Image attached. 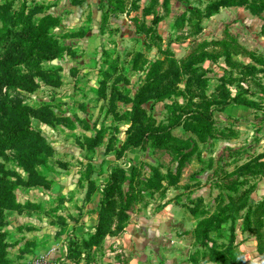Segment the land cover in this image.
Listing matches in <instances>:
<instances>
[{
    "label": "rangeland",
    "instance_id": "obj_1",
    "mask_svg": "<svg viewBox=\"0 0 264 264\" xmlns=\"http://www.w3.org/2000/svg\"><path fill=\"white\" fill-rule=\"evenodd\" d=\"M101 1L28 0L31 6L49 5L46 13L58 20V25L52 26L49 33L63 48V52L58 58L46 59L41 65L43 68L58 69L53 72L56 78L53 81H59V86L35 83L37 87L30 91L27 90V84H22L15 92H10L8 98L16 97L19 100L18 106L23 110L46 106L59 118L66 117L70 121L52 125L36 119L29 122V129L38 130L54 150L46 165L37 167V171L49 180L47 188L29 189L24 184L27 181V171L19 162L22 158L19 154L27 149L0 152V180L12 183V197H15L17 203L23 205L27 203V199L38 200L36 197L56 199L53 202L45 201L42 205L37 203L38 201L34 203L28 200L31 206L27 213H6L8 225L4 231L8 233L6 241L10 245L22 243V246L27 239L15 234H22L27 231V227H31L27 226V223L16 221V215L28 214L36 225V221H39L41 228L48 231L47 237L43 238L50 247L47 250L35 241L33 248L38 249L37 253L20 254L18 258L20 246L9 248L14 264H29L32 259L41 255L63 259L65 264H74L67 258V244L79 235L75 231L76 225L82 223L84 226L93 221V207L97 203L94 198L93 202L86 201L87 204L84 205L87 183L84 182L82 186L78 183L89 162L95 164L94 169L98 170L91 175V179L100 178L99 183H103L106 177V174L98 176L101 168L105 173H109L112 167L121 166L129 175L134 168L141 177L147 174L152 166H158L162 173L173 167L174 144L156 148L146 141L143 149H127L122 153L120 160L115 157L125 142V132L139 125L135 112L132 117L127 115L132 106L128 102L134 100L135 93H138L147 75L153 70L161 73L165 68L168 69L169 65L170 69L173 67L175 72L170 75L169 80L174 81V86H169L168 90L158 89L161 92L159 98H149L142 104L143 115L147 119L145 126L148 127L182 121L191 110H211L213 107L210 102L215 101L222 90H226L231 97L245 90L242 84H247L248 79L254 76L249 73V66L257 70L264 69V55L256 48L247 50L240 44L237 37L239 40L244 37L236 27H232L236 16L242 17L245 11L252 12L249 7L264 8V0H232L235 5H219L217 11L214 8L207 11L206 8L214 6L218 0H159L158 7L152 12L149 11V14L144 12L151 7L153 1L140 0L138 10L129 6L127 13L110 16L104 26L100 25ZM25 3L27 5V0H0V9L10 5L11 13L17 11L24 14L27 13ZM221 9L224 11L221 12ZM233 10L237 13H232ZM251 15L256 17L257 23L264 22V11ZM135 20L139 27L136 26ZM241 28L244 30L245 26ZM139 29L143 32L142 35L138 34ZM255 36L257 46H262L264 41L261 43L260 37H264V24L257 29ZM146 37L150 38L145 40ZM229 38L238 48L249 52L250 56H236L238 58H233L230 62L224 56H219V43ZM6 52L7 50H4L0 54V60L4 59ZM204 53L209 56L202 57ZM18 59L23 75L28 65L41 61L40 57L27 59L23 54H20ZM252 88L254 92L243 94V98L263 100L264 93L261 90L264 85L254 82ZM0 93L7 94V89L0 87ZM168 94L171 95L167 96ZM255 107L257 106L251 108ZM261 108L263 107L259 106L258 109ZM219 113H212L217 133L208 138L205 144H198L202 157L197 159L194 155L186 161L179 186L169 190L164 196L155 195L152 199L138 198L144 196L136 192L134 187L129 189L125 186L130 197L127 209L129 232L107 236L101 244V249L97 252L91 251L89 256L84 254L80 264H192L189 260L197 248L193 242L192 231L189 230L192 225L189 220L192 217L184 207L190 200L200 196L208 208H213V199L220 193L237 197L246 191H252L249 206L253 208L257 202L264 199V181H259L258 178H244L247 183L241 185L236 192L232 190L234 178L231 173L245 163L242 161L261 154H250L256 148L259 137L256 134L250 135L247 129L249 124L245 123L241 130L244 136L233 142L227 137L233 131L228 127L222 130L221 127L224 126L215 118ZM119 116L126 119L117 120ZM98 129L105 131L103 144L91 154L93 158L89 159V154L83 150L81 137L93 135ZM178 129L181 128L176 130ZM224 129L230 133H226ZM220 131H224L225 137L220 135ZM109 138L115 147V154L113 151L105 153ZM210 153L213 154L212 157ZM61 164L67 168H62ZM238 164L240 165L237 166ZM230 169L233 171L229 172ZM44 204L46 210L43 209ZM34 205H41L42 208L37 207L34 211ZM83 206L85 207L82 211ZM173 215L177 222L172 226L171 221H167L168 217ZM135 220L141 225L131 231V225L137 224ZM192 220L196 222V219ZM63 224L64 232L60 233ZM36 227L32 226V230ZM211 238L218 248L223 249L229 242L228 226L226 225L219 235L212 234ZM232 243L231 245L241 251L244 259L251 264H264V257L257 252V242L251 233H241L239 230ZM198 253L200 256L197 264L211 262L205 248L201 247Z\"/></svg>",
    "mask_w": 264,
    "mask_h": 264
},
{
    "label": "trees",
    "instance_id": "obj_2",
    "mask_svg": "<svg viewBox=\"0 0 264 264\" xmlns=\"http://www.w3.org/2000/svg\"><path fill=\"white\" fill-rule=\"evenodd\" d=\"M139 1L102 0L99 7V11L101 12L100 25L104 26L112 15L127 13L129 6L133 7L134 10H138ZM152 1L151 7L144 14H149V11L152 12L155 7H158L159 0ZM235 4L232 0H218L214 6L207 7L206 10L214 8L217 11L220 6L225 7ZM26 6L27 13L24 14L17 13V11L11 13L10 5H6L0 9V54L4 50H7L4 59L0 60V87L7 89V94L1 95L0 93V152L11 149H27L19 154L22 156L19 162L25 166V170L27 171V181L24 184L29 189L47 188L49 180L47 176L37 171V167L45 166L47 160L53 156L54 150L40 135L38 130L29 129V122L31 119H36L44 124L52 125L70 120L66 117L59 118L46 106H40L35 110L29 108L23 110L18 106L19 100L16 97L9 98L10 92H15L22 84H27V90L30 91H34L37 87L35 83L59 86V81H53L56 80L53 72L58 69L54 67L43 68L41 62H44L46 59L58 58L62 54L63 48L57 44L54 36L49 33L52 26L58 25L57 18L46 13L50 6L44 4L31 6L28 4V0ZM249 8H252L251 13L256 15L264 11V8L258 6ZM135 23L137 26V20H135ZM17 27L19 29H16ZM138 34L142 35L143 32L139 29ZM149 38L146 37L145 40ZM220 44L221 53H219V56H224L229 62L236 56H250L249 52L240 47L238 48L231 38ZM25 48L26 50L24 51ZM20 54H23L27 59L40 57L41 61L40 63L36 61L32 65H28L27 71L23 75L19 68L20 62L18 58ZM201 56L207 57L209 55L204 53ZM171 69L169 65L168 69L165 68L161 73L158 71L159 74L153 70L152 73L147 75L140 90L138 93H135L134 100L128 102L132 106L131 112L127 115L132 117L135 112L139 125L125 132V142L122 143L120 151L116 154L115 147L112 146L111 138H109L105 146V153L109 154L113 151L116 160H120L124 151L135 148L143 149L146 141H149L151 146L156 148L167 146L166 144H174L172 145L173 167L162 173L158 166H152L149 168L148 173L141 177L139 172L136 173L134 168L131 170V175L121 166L112 167L109 173H105L101 168L99 169L98 176L102 177L106 174V181L104 180L103 183H99L100 178L97 180L91 179V175L98 172V170L94 169L95 164L89 162L83 175L79 177L78 183L81 186L84 182L87 183L84 201L90 202L94 198L97 199V221L94 233L85 234L87 237L77 235L68 242L67 258L72 263L80 264L81 257L84 254L89 256L91 251H99L101 244H103L107 236L113 233L120 234L127 226L129 223L127 209L130 204V197H128V190H125V186L129 189L134 187L136 192L149 199H152L155 195L164 196L169 189L176 188L186 161L194 155H197V158L200 159L198 144H205L208 138L217 133L212 113L223 112L227 106L243 97V94H248V90H241L235 97H231L224 87L221 86L225 91L222 90L220 96L215 101L210 102L213 107L211 110H191L184 117V120H180L181 123L176 120L174 124H159L154 127L145 126V120L147 119L143 115L144 109L142 104L149 98H159L158 95L161 92L158 89L168 90L169 86H174V81L169 80L170 75L175 72L173 67ZM258 71L260 70L249 66V73L253 74V77L256 76ZM261 91L264 93V88ZM170 95L168 94L167 96ZM109 98L111 99V95ZM252 105L250 106L254 107V104ZM116 119L123 120L126 118L119 116ZM131 120L133 121V118ZM178 127L181 128L178 129L181 132L176 130ZM228 132L230 133V131H226V133ZM177 133H181V135ZM224 134V131H220L222 137H225ZM236 136V133L233 131L227 137L232 139ZM104 137L105 131L102 129H98L93 135H83L81 137L83 150L89 154V159L93 158L91 154H94L95 150L103 144ZM263 158L264 154L257 155L237 167L231 173L234 178L232 182L233 191L236 192L241 185L247 183L246 180H243L244 178L250 179L253 177L255 179L258 178L259 181H264ZM62 168L67 167L62 165ZM11 184L9 181L0 180V264H14L10 257L9 248L18 245L16 243L10 245L6 241L8 235L4 231L8 225L6 213L10 211L18 213L26 212L31 206V203L28 201L23 205L16 202L15 197H12L13 185ZM101 187L102 189H100ZM251 192L246 191L237 197L220 193L213 199V208H208V205H206L200 196L193 198L189 204L184 206L197 220L196 226L192 231L193 242L197 248V251L189 260L192 264L198 263L197 260L200 256L198 252L201 247L208 251L209 261H211L209 264H251L244 259L241 251L233 247L234 245H231L239 230L241 233H251L255 237L257 242L256 250L264 257V199L257 202L251 208L249 206L251 205V197H249ZM94 195L95 197H92ZM61 200L64 201V199ZM37 207V205L32 206L34 211L38 208L40 209V206ZM242 211L245 212L241 213ZM226 225L228 226L229 242H227V246L220 249L212 240L211 235H219ZM64 227L63 224V229L59 230L60 233H62ZM34 246L35 242L33 240L25 241L18 248V258L20 254H28L29 249Z\"/></svg>",
    "mask_w": 264,
    "mask_h": 264
},
{
    "label": "crops",
    "instance_id": "obj_3",
    "mask_svg": "<svg viewBox=\"0 0 264 264\" xmlns=\"http://www.w3.org/2000/svg\"><path fill=\"white\" fill-rule=\"evenodd\" d=\"M232 9H234V8H232ZM226 10H228V9H226ZM237 10H239V9H237ZM220 11L222 12L224 10L221 9ZM232 13L236 14L237 11L233 10ZM256 20L257 19L254 15H251V13H248L247 11H245V13L243 14L242 17H238V16L235 17V21H233L232 27H236V30L238 32H240L244 37L243 40H241V39L239 40V37H237L235 35L238 38V41L240 44H242L247 50H253L256 48V49H258L259 52H261L264 55V43L262 44V46H257V40H256V36H255L257 33V29H260L262 27V25L264 24V22L260 21L257 23ZM243 26H245L244 30H243V28H241ZM231 32H235V31H231ZM260 41H261V43H262V41H264L263 36L260 37ZM234 58L236 59L238 57H234ZM256 75L257 76H255V77L249 78L247 84H242V86L245 87V90H248V93L254 92L253 88H252L254 82L261 83L262 85H264V69L258 71V73ZM263 96H264V94H263ZM260 102H262V103H260ZM252 104H254V106H257V107L251 108V106H253ZM259 106H262L263 108L258 109ZM215 118L219 119V123L221 126H224V127H221L222 130H223V128L228 127L236 133L237 136L235 138H232L233 142H236L237 140H239V139H237L238 137L241 138V136L242 137L244 136V134L241 132V130H243V126L245 123L249 124V127L247 129H249L250 135L256 134L260 139L258 144L255 145L256 148L253 149V151H251L250 154L251 155H255L258 153L264 154V99L258 100V99H253L250 97L249 98L241 97L237 102L232 103L229 106H227L223 112H220L219 114H217V116ZM260 123H261V125H260ZM258 146H259V149H258ZM201 155H202V153L200 151L199 156L202 157ZM209 155L211 157L213 156V154H211V153ZM195 156L197 157V155H195ZM252 158L253 157H251L245 161H242V162H247V161L251 160ZM263 161H264V158H263ZM239 165L240 164H238L237 166H239ZM232 171H233L232 169L229 170V172H232ZM181 173H182V171H181ZM182 175L180 174V178H179V181L177 183V186H179V184H180V179H181ZM176 188H171L169 190H172V189L174 190ZM48 192L50 193V191H48ZM27 198H30V197H27ZM139 198H147V197H139ZM35 199H38V200L31 201V200L27 199V201L29 200L30 202H34V203H36V201H38L37 203H39V204L41 203V205H42L43 203H45V201L49 202V200H51V202H53L54 200H56L55 197H36ZM147 199H149V198H147ZM91 202H93V201H91ZM83 203H84V205L87 204V202L86 201L84 202V200H83ZM41 205H40V209L42 208ZM43 206H44L43 209L46 210L47 208H46L45 204ZM53 206H55V203H53ZM84 207L85 206H83L82 211H83ZM96 210H97V208L95 205V207H93V213H94L93 217H92L93 221L86 223L84 226L82 223H79L78 225L75 226V231L77 234L85 235V234L94 233V230H95L94 228H95L96 221H97ZM189 215L192 218H194L190 213H189ZM133 216L134 215H131V217H133ZM31 218L32 217L28 214L22 215V216L16 215V221H18L19 223H27V226H31V227L27 228V231H24V233H22V234L18 233V235L15 234V236H19V237L24 236L25 239H27V240H33L34 242L36 241V243L38 242L39 244H42V246L46 250L49 249L50 247L47 246V244L45 242L46 240L43 239L44 236L47 237L48 231H46V228H41L42 226H41V223L39 221H36L38 223V225H36L35 221ZM192 218H191V220H189L190 221L189 223H192L191 228L189 229L191 231H193V229L196 226V222H197V220H196V222L193 221ZM170 221H171L172 226L175 225V222H177V220H176V218H174V215H173V217H168L167 223ZM134 222L137 224L131 225V228H132L131 231H133V229H136V227H140V225H141L140 222L137 220H135ZM193 222H194V225H193ZM184 224H185V222H184ZM32 226H37V227H36V229L32 230ZM129 226L130 225L128 223L127 226L123 229V231L121 233L126 234L127 232H129V230H128ZM224 228H225V226L223 227V229ZM20 239L21 238H19V240ZM21 244H19L18 246H20ZM18 246H17V248H18ZM37 251H38V249L30 248L28 254H30L32 252L37 253Z\"/></svg>",
    "mask_w": 264,
    "mask_h": 264
},
{
    "label": "built area",
    "instance_id": "obj_4",
    "mask_svg": "<svg viewBox=\"0 0 264 264\" xmlns=\"http://www.w3.org/2000/svg\"><path fill=\"white\" fill-rule=\"evenodd\" d=\"M29 264H65V261L63 259H53L49 255H41L32 259Z\"/></svg>",
    "mask_w": 264,
    "mask_h": 264
}]
</instances>
